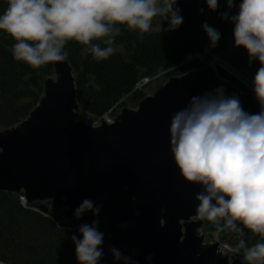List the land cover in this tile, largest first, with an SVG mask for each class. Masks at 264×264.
<instances>
[{
    "label": "water",
    "instance_id": "water-1",
    "mask_svg": "<svg viewBox=\"0 0 264 264\" xmlns=\"http://www.w3.org/2000/svg\"><path fill=\"white\" fill-rule=\"evenodd\" d=\"M54 70L29 117L0 132V191L23 193L44 215L50 203L68 222L105 220L108 251L115 247L135 264H228L217 245H202L196 235L204 220L196 194L203 187L188 182L175 163L171 118L191 97L220 86L237 94L245 111L258 113L253 90L229 67L208 66L170 78L136 109L97 125L79 120L68 58L54 62ZM84 199L103 205L99 216L75 217Z\"/></svg>",
    "mask_w": 264,
    "mask_h": 264
},
{
    "label": "clouds",
    "instance_id": "clouds-1",
    "mask_svg": "<svg viewBox=\"0 0 264 264\" xmlns=\"http://www.w3.org/2000/svg\"><path fill=\"white\" fill-rule=\"evenodd\" d=\"M8 8L0 15V31L16 43L13 57L34 69L52 62L65 61V45L75 41L87 46L93 59L107 60L119 49L114 39L121 34L117 25L148 33L153 19L162 16L168 30L183 24L178 0H7ZM217 11L219 0H206ZM229 12L220 18L234 25L235 47H243L249 65L259 61L251 85L260 105L258 113L242 107L237 94L228 95L223 86L193 96L186 107L171 118V151L182 176L199 184L197 213L216 225L217 233L231 229L243 235V225L264 239V0H241L236 14L235 0H226ZM203 14V9H201ZM211 49L219 46L221 33L203 24ZM102 47L93 41L102 40ZM192 59V57H188ZM103 205L84 199L75 209L80 219L88 212L99 216ZM221 221H224L221 225ZM60 227V225H57ZM71 239L79 264H100L104 256V233L99 220L79 225ZM239 248L249 264H264V242L251 247L241 239ZM115 260L135 264L119 249H110Z\"/></svg>",
    "mask_w": 264,
    "mask_h": 264
},
{
    "label": "trees",
    "instance_id": "trees-1",
    "mask_svg": "<svg viewBox=\"0 0 264 264\" xmlns=\"http://www.w3.org/2000/svg\"><path fill=\"white\" fill-rule=\"evenodd\" d=\"M241 0H235L230 15L236 14ZM177 6L183 16V24L176 30H168L167 21L160 30L148 33L132 31L125 25L114 39L119 50L107 60L93 59L87 46L75 41L65 45L68 60L73 66L76 79L79 118L102 119L116 104L119 109L130 101L135 106L148 96L145 90L135 92L142 76H164L168 79L182 76L190 71L205 68L195 58L207 53V58L217 56L244 74L253 75L260 67L259 61L249 65L248 53L243 49L230 50L234 25L220 18L229 12L226 0H219L217 11H211L201 0H178ZM8 8L7 0H0V15ZM203 9V14H201ZM162 17V16H158ZM207 23L221 33L219 46L209 47L210 41L203 30ZM108 39L93 43L102 47ZM16 41L0 31V131L16 127L29 117L44 96L45 81L54 76V62L34 69L13 57L12 47ZM112 45V46H113ZM24 194L0 191V262L5 264H79L72 235L80 238L77 220L67 222L61 211L50 209L47 216L21 205ZM39 208V203L28 204ZM103 232L105 220L100 219ZM76 223V224H75ZM57 225H60L58 227ZM82 239V238H80ZM264 242L260 236L254 241ZM102 259L100 264H122L113 256Z\"/></svg>",
    "mask_w": 264,
    "mask_h": 264
},
{
    "label": "flooded vegetation",
    "instance_id": "flooded-vegetation-1",
    "mask_svg": "<svg viewBox=\"0 0 264 264\" xmlns=\"http://www.w3.org/2000/svg\"><path fill=\"white\" fill-rule=\"evenodd\" d=\"M223 223L224 221H221V225ZM235 233L231 229H225L223 232L217 233L216 225L206 219L203 220L202 225L196 231V235L203 238L201 244L206 246L217 245V252L227 259L228 264H233L236 260H241L242 264H249L244 257L243 249L239 248V241L243 239L246 246L251 247L255 244L254 241L258 236L252 238L246 235L247 232H243V237L240 239L239 235L235 236Z\"/></svg>",
    "mask_w": 264,
    "mask_h": 264
},
{
    "label": "rangeland",
    "instance_id": "rangeland-1",
    "mask_svg": "<svg viewBox=\"0 0 264 264\" xmlns=\"http://www.w3.org/2000/svg\"><path fill=\"white\" fill-rule=\"evenodd\" d=\"M202 2H203V4H206V0H201ZM166 22V20L163 18V17H155L154 19H153V22H152V29L153 30H160L161 28H162V26H163V24ZM107 40V39H106ZM113 47H115L114 45H113ZM243 49V51L245 52V53H247V51L243 48V47H235V41H234V36H232V38H231V43H230V50L231 51H236L237 49ZM205 53L203 54V56H199V60L202 62V63H204L206 66L205 67H208V66H210L211 65V63L213 62V60H212V57H209V58H207V57H205ZM220 60H222V58H219ZM188 61H192L191 59H187ZM187 61V62H188ZM223 61V63L225 62V63H227L225 60H222ZM228 65H230L229 63H227ZM247 74V73H246ZM248 76H249V74H247ZM254 75H255V73L253 74V75H251L250 74V76H249V78H250V80H251V82H252V79H253V77H254ZM144 77H147V76H142L141 77V79L142 78H144ZM52 78H55V74H54V76H52ZM140 79V80H141ZM139 80V81H140ZM169 80V79H168ZM167 80V78L166 77H164V76H160L157 80H155V82H153L152 84H150V85H148L146 88H145V93L146 94H148V96H152L159 88H161L163 85H165V83L168 81ZM120 105H122L123 104V101L121 102V103H119ZM138 107V105L137 106H135V104H133L132 102H128L124 107H123V109L124 108H128V109H136ZM122 110V109H121ZM79 120H82V121H85L86 123H89V124H96V123H99V122H102V121H105V119L103 120V118L102 119H99V120H97V121H92V119L91 118H87V119H81V118H79ZM1 131H3V130H1ZM0 131V132H1ZM21 198H23V196H21L20 197V202H21V205L23 206V208H25V209H32V210H35V211H37V212H40L41 214H43L40 210H39V208H31V207H29L28 206V204H30V203H27V205L26 206H24V204L22 203V200H21ZM47 205L50 207V209H52V207H51V204L50 203H47ZM44 215V214H43ZM48 215V214H47ZM47 215H44V216H47ZM66 220V219H65ZM99 220V219H98ZM68 222V221H67ZM76 224V223H75ZM238 224V226L239 227H241V228H243V232H247L248 234H246V235H248V236H250V237H252V238H256L257 236H259V235H257V234H254V233H252L250 230H248L247 228H244L243 227V225L242 224H240L239 222L237 223ZM99 227H101V222H100V220H99ZM68 228H71L70 226L68 227ZM104 228V227H103ZM71 230H75L73 227L71 228ZM237 235H239V238L241 239L242 237H243V235H241V234H239V233H235V236H237ZM108 248H109V246H108V244H107V242H106V244H104L103 245V250H104V256H103V258L102 259H106V258H110L109 256H113V254L111 253V252H109L108 251ZM0 256H2V253H0ZM114 258V257H113ZM101 259V260H102ZM0 264H5V263H3V262H0ZM122 264H125V261H123L122 260Z\"/></svg>",
    "mask_w": 264,
    "mask_h": 264
},
{
    "label": "built area",
    "instance_id": "built-area-1",
    "mask_svg": "<svg viewBox=\"0 0 264 264\" xmlns=\"http://www.w3.org/2000/svg\"><path fill=\"white\" fill-rule=\"evenodd\" d=\"M205 57H207V53H205ZM199 56H203V55H197L196 57H192L191 60H194L195 58L199 59ZM190 57V56H189ZM214 56H212V60L213 62L211 63L210 66H213L215 67L217 64H221L223 66H227L231 69H233V71L235 73L238 74L239 78L246 84L248 85L252 90H253V87L251 85V80L249 78V76L247 74H242L240 72H238L237 70H235L233 67H231L230 65H228L227 63H223L222 60H220L219 58L218 59H214L213 58ZM188 61V60H187ZM160 76H154V77H144L142 78L139 82H137L136 86H135V92H138V91H143L148 85L152 84L153 82H155V80H157ZM254 92V91H253ZM255 94V93H254ZM119 103L116 104L109 112H107L104 117H103V120L105 119V121L109 122V123H113L114 119L116 118L117 114L119 113ZM103 122V121H102ZM101 122L99 123H96L97 125L100 124ZM22 200V203L24 204V206L27 205V199L25 196H23V198H21Z\"/></svg>",
    "mask_w": 264,
    "mask_h": 264
}]
</instances>
